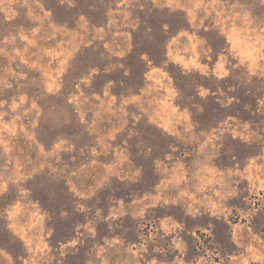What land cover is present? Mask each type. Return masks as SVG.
Returning <instances> with one entry per match:
<instances>
[{
  "label": "rangeland",
  "instance_id": "1",
  "mask_svg": "<svg viewBox=\"0 0 264 264\" xmlns=\"http://www.w3.org/2000/svg\"><path fill=\"white\" fill-rule=\"evenodd\" d=\"M0 264H264V0H0Z\"/></svg>",
  "mask_w": 264,
  "mask_h": 264
}]
</instances>
